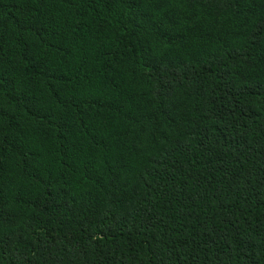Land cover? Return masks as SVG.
I'll return each instance as SVG.
<instances>
[{
    "label": "trees",
    "instance_id": "16d2710c",
    "mask_svg": "<svg viewBox=\"0 0 264 264\" xmlns=\"http://www.w3.org/2000/svg\"><path fill=\"white\" fill-rule=\"evenodd\" d=\"M0 264H264V0H0Z\"/></svg>",
    "mask_w": 264,
    "mask_h": 264
}]
</instances>
